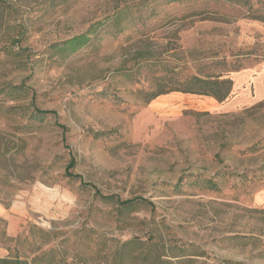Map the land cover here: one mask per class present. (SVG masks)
Returning <instances> with one entry per match:
<instances>
[{
  "label": "rangeland",
  "instance_id": "1",
  "mask_svg": "<svg viewBox=\"0 0 264 264\" xmlns=\"http://www.w3.org/2000/svg\"><path fill=\"white\" fill-rule=\"evenodd\" d=\"M239 10L0 0V259L264 264V23ZM193 75L234 90L152 100Z\"/></svg>",
  "mask_w": 264,
  "mask_h": 264
},
{
  "label": "trees",
  "instance_id": "2",
  "mask_svg": "<svg viewBox=\"0 0 264 264\" xmlns=\"http://www.w3.org/2000/svg\"><path fill=\"white\" fill-rule=\"evenodd\" d=\"M228 5L234 6V8L239 7L241 12L243 13V18L260 21L264 23V0H224ZM90 38L87 35H83L80 37H75L71 40L64 42L61 45H57V49L62 52L61 55L70 56L80 49H82L88 42ZM176 68V67H174ZM172 68L173 70H175ZM171 88L167 92L160 91L155 94L152 98L155 99L161 94H167L170 92H181L184 94H193L199 96H208L214 98L219 103L225 102L232 94L234 90V81L230 78H221V76L217 77H208V76H188L182 82L171 83ZM18 88V87H16ZM40 115H48L54 114L53 112H45L37 110ZM75 160L72 159L70 163V168H74ZM67 176L73 177L75 179H80L79 176H75L67 171ZM218 190V185L213 181V191ZM104 200H112L114 197H102ZM140 200L145 202L143 199H136L135 201ZM133 201H122L121 203L124 205H131L135 202ZM0 264H23L20 261H13L11 259H0Z\"/></svg>",
  "mask_w": 264,
  "mask_h": 264
}]
</instances>
